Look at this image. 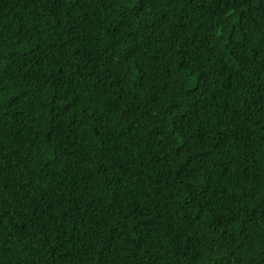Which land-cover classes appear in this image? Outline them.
Returning <instances> with one entry per match:
<instances>
[{"label":"trees","instance_id":"16d2710c","mask_svg":"<svg viewBox=\"0 0 264 264\" xmlns=\"http://www.w3.org/2000/svg\"><path fill=\"white\" fill-rule=\"evenodd\" d=\"M0 264H264V8L0 0Z\"/></svg>","mask_w":264,"mask_h":264},{"label":"snow or ice","instance_id":"6c2138e0","mask_svg":"<svg viewBox=\"0 0 264 264\" xmlns=\"http://www.w3.org/2000/svg\"><path fill=\"white\" fill-rule=\"evenodd\" d=\"M254 4H258L261 8H264V0H253Z\"/></svg>","mask_w":264,"mask_h":264}]
</instances>
